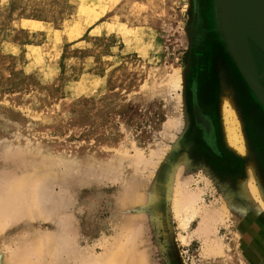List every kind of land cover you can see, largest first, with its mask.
I'll return each mask as SVG.
<instances>
[{"label": "rangeland", "instance_id": "374dc122", "mask_svg": "<svg viewBox=\"0 0 264 264\" xmlns=\"http://www.w3.org/2000/svg\"><path fill=\"white\" fill-rule=\"evenodd\" d=\"M209 34L226 46L214 0H0V189L33 165L45 169L44 213L6 226L0 260L39 238L43 264H98L118 240L130 264H264V242L249 235L264 212L235 209L237 195H228L247 163L264 183V136L252 133L226 66H213ZM252 53L264 71L263 53ZM202 91L214 92L211 109ZM221 95L234 105L249 157L224 141ZM183 157L181 189L201 192L184 224L169 188ZM213 161L234 165L230 188ZM199 210L219 216L228 258L205 251Z\"/></svg>", "mask_w": 264, "mask_h": 264}, {"label": "bare ground", "instance_id": "6f19581e", "mask_svg": "<svg viewBox=\"0 0 264 264\" xmlns=\"http://www.w3.org/2000/svg\"><path fill=\"white\" fill-rule=\"evenodd\" d=\"M250 31H252V33H255L256 28L251 29ZM218 33H219V36L222 37V40H223L222 42H224L226 46H224L218 39L213 38V40L211 41V50H212L211 54H212L213 66L217 67L219 64L226 66L230 74L229 77H231L230 79H232V82L235 88H238L237 89V93L239 95L238 98H239L241 107L244 108V111L247 114V121L249 120L250 122L252 133L255 134L256 136L262 137L264 136V104L261 102V100L263 99L261 95L258 93V91L256 90V88L254 87L253 83L251 82L242 64L238 61V59H236L234 55L235 51L232 48L230 39L228 38V35L224 31V29H222L220 26L218 27ZM224 35H226L227 41L224 40L225 38ZM222 51L225 52L227 57L231 59V60L229 59V61H232L234 65L236 66V69L238 70H236L233 66L226 65L223 62V59L220 58ZM233 73L237 79V84H236V80L234 79ZM240 76L243 78L244 81H242ZM214 78L215 77L213 73H211L208 76L209 85H212V84L215 85ZM180 81L181 80H180L179 73L175 74V76L172 79L173 85L175 87H179ZM245 84H247L251 92L255 95L256 99H258L259 103L254 101L252 95L248 92L249 89L247 88V86H245ZM221 85L223 86V84ZM210 90L214 91V87H212ZM213 94L214 92L205 93L204 91H202L201 93L202 102L204 106L208 109L212 108ZM218 105H219L218 106L219 114L222 115L223 121H224L223 122L224 123V130H223L224 131V141L228 149L234 152L236 155L241 156L242 158L249 157L246 151V148H245V141L240 132L241 125H240V121L237 120L238 116L236 117L237 112L235 108L233 107L234 105L232 104V102L228 101L224 95H221ZM263 140L264 138H261V141ZM261 147L264 152V141L261 143ZM263 156H264V153H263ZM184 159L186 158L183 157V159H180V162L178 164L176 163L179 160L175 163L176 165L174 164L173 169H171L172 171L170 174L171 176L169 178L170 179L169 188L171 189L170 194L172 195L171 204L173 205V210H174L173 212L176 213V216L183 218V224L185 223V221L187 222L189 218L191 219L192 216L193 218L194 216H196L195 215L196 213L194 214L195 212L194 206L196 205L195 203L199 200V194L201 193L200 192L198 194L195 191L194 192L189 191V189L186 187H183L181 189L180 180H179L181 169L184 165V162L189 164V162L187 160L184 161ZM218 165H219V170L217 171L219 173L220 172L227 173V175L225 174V180L227 182L226 188L227 187L230 188V185H232V183L230 182L233 180L232 176H234V172L232 170H229V171L224 170V168H226V163L225 164L218 163ZM245 168L246 169L243 172V175L242 176L240 175L241 177L240 176L236 177V182H235L236 184L232 185V186H235V188L233 187L232 190L228 192V195H233V196L239 195V197L244 199L246 203H244L242 199L241 200L236 199L237 196L236 197L234 196L235 197L234 199H230L229 205L235 209L244 210L245 212L249 208H251L253 209L254 213H256V216H255L256 218L257 214L261 215V213L264 212V183L261 179L260 174L259 176L256 175L254 165L247 163ZM44 170L45 169H43V167L40 164H37V165L31 166L26 172H23L19 175L17 174L16 176L11 177V178H7V183H5L2 189H0V234L3 232L6 226L13 224L17 220H21L24 218L36 219L37 217L42 215V212L44 211V209H43V206H41L42 203L40 201V195L44 196V194H43L42 186L40 185L39 182L42 176H44ZM181 190H182L183 199L179 198L180 196L179 194ZM132 195H137V193L136 194L132 193ZM135 199L139 201V196L135 197ZM199 211L202 213L201 215L202 221L200 222L199 227L196 229V232L200 235L199 237L204 239L203 242H205L204 245L206 246L205 251H208V254L210 252L213 254L215 253V255L216 254L219 255L218 256L219 258H225V259L228 258L229 251L226 250L227 245L224 244V242L221 241L220 238H218V236H216V232H217L216 227H215L216 224L214 225V223L215 221L217 223V221L220 220L219 216H217L216 215L217 213H216L215 217L216 216L217 217L214 219V215L209 210L208 211L206 210V212H202L201 210ZM182 212H184L185 215L183 214L182 216L181 215ZM190 215L191 217H189ZM257 220H258L257 226L253 229V231L249 233V235H255L258 241L262 240L261 242H264V228L262 227V225H264V216L261 215L257 217ZM134 223L135 222H131V223L129 222L127 223V225L129 226L127 225L126 226L130 227L131 224H134ZM240 225L241 226H239L240 227L239 233L242 231V229H245L247 226L245 218L241 220ZM128 236H130L131 238L130 234ZM127 237H126V241L127 239H129ZM53 238H54L53 241L55 245H57L58 243H59L58 245L61 244V239H58L59 237H57V235L54 236ZM37 239L36 240L33 239V240L36 242ZM46 239H49V237L48 238L46 237ZM33 240L31 242L27 241L25 242V244L22 243V246L18 248V250L17 248L16 249L11 248V250L14 249L16 251L9 252V249H8L9 254H7L6 256L4 255L5 257L1 258L0 264H43L42 263L43 257L41 256L43 255L41 254L43 253V251H41L43 249L41 248L44 245L41 246V244H43L44 242H40L39 244L37 243L38 242L37 241L35 244ZM39 241H41V239H39ZM46 241L49 242V240H46ZM118 241L116 243V246L114 244V246L109 251L107 250L108 252L106 253V255L103 254L104 256H103V260H101L102 262H99V263L96 262V263L98 264H130V263L135 262L136 259H134L133 254L130 253L129 250L128 251H126L125 249L123 250L122 247L124 245V241L122 245L118 244ZM68 243H67V247L70 246L68 245ZM54 244L52 245L54 246ZM46 251H48V249ZM34 257L36 259H34ZM53 261H50V262L52 263ZM86 262H84V264H87ZM240 263L244 264L242 260H240Z\"/></svg>", "mask_w": 264, "mask_h": 264}, {"label": "water", "instance_id": "95a60500", "mask_svg": "<svg viewBox=\"0 0 264 264\" xmlns=\"http://www.w3.org/2000/svg\"><path fill=\"white\" fill-rule=\"evenodd\" d=\"M214 4L217 29L220 26L228 35L236 59L264 100V71H259L252 53L255 46L264 55V0H214ZM254 27L256 31L252 33Z\"/></svg>", "mask_w": 264, "mask_h": 264}, {"label": "flooded vegetation", "instance_id": "af4514ba", "mask_svg": "<svg viewBox=\"0 0 264 264\" xmlns=\"http://www.w3.org/2000/svg\"><path fill=\"white\" fill-rule=\"evenodd\" d=\"M206 20H207V17H206ZM207 38L209 39V43H210L211 38H215V39H217V38L215 37V35H213V34H209V36H208ZM201 105H202V107L206 108V107L204 106L203 102H201ZM215 106H216V105H215ZM215 108H216V107H214V109H215ZM214 111H216V109H215ZM213 163H220V162H214V161H213ZM224 164H225V163H224ZM226 167H228V169H231V170L234 172V174L236 173V172H235L236 169H234V165H231V164L226 163Z\"/></svg>", "mask_w": 264, "mask_h": 264}, {"label": "crops", "instance_id": "0c3cea01", "mask_svg": "<svg viewBox=\"0 0 264 264\" xmlns=\"http://www.w3.org/2000/svg\"><path fill=\"white\" fill-rule=\"evenodd\" d=\"M233 76H234V79L236 80V84H237V79H236V77H235L234 73H233Z\"/></svg>", "mask_w": 264, "mask_h": 264}]
</instances>
